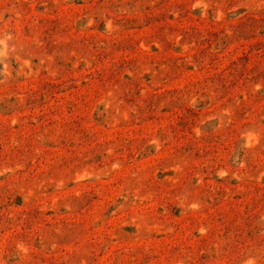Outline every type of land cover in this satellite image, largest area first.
Here are the masks:
<instances>
[{"label":"rangeland","instance_id":"rangeland-1","mask_svg":"<svg viewBox=\"0 0 264 264\" xmlns=\"http://www.w3.org/2000/svg\"><path fill=\"white\" fill-rule=\"evenodd\" d=\"M0 264H264V0H0Z\"/></svg>","mask_w":264,"mask_h":264}]
</instances>
